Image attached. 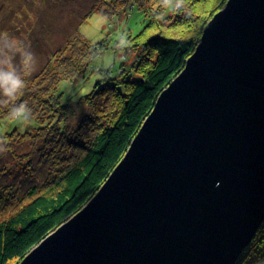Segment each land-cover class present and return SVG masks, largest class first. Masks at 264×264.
I'll list each match as a JSON object with an SVG mask.
<instances>
[{
	"label": "water",
	"instance_id": "95a60500",
	"mask_svg": "<svg viewBox=\"0 0 264 264\" xmlns=\"http://www.w3.org/2000/svg\"><path fill=\"white\" fill-rule=\"evenodd\" d=\"M264 221V0H228L93 198L19 264H236Z\"/></svg>",
	"mask_w": 264,
	"mask_h": 264
},
{
	"label": "trees",
	"instance_id": "16d2710c",
	"mask_svg": "<svg viewBox=\"0 0 264 264\" xmlns=\"http://www.w3.org/2000/svg\"><path fill=\"white\" fill-rule=\"evenodd\" d=\"M100 1H95L77 27L61 35L64 41L59 45L51 42L50 33L48 38L33 40L31 47L29 42L23 44L21 39L27 41L29 37L25 27L20 41L14 44L12 25L0 38L6 47L0 57L4 58L0 71L14 72L23 84L11 95L0 87V124L12 121L10 134L4 131L8 134L2 135L0 130L5 152L13 154L15 138L37 144L35 154L55 157L52 173L25 189L21 197V191L9 193L14 189L7 182L0 186V264H19L93 198L125 156L161 92L183 70L206 24L228 0H181L175 3L178 8L172 11V23L161 17L165 4V11L173 6L167 5L172 0ZM158 6L160 10H156ZM130 8L144 14L147 26L134 36L126 29L120 33L113 45L121 60L117 71L94 67L93 61L103 55L106 43L86 40L79 33L80 25L97 10L113 27L114 20L127 16ZM50 22L45 31L55 29ZM42 47L47 49H43L46 60L35 69L32 58ZM133 53L132 65L126 64L123 59L130 62ZM81 104L89 111L74 123L75 106ZM21 106L23 111L13 118ZM29 154L11 158L18 164L29 160ZM1 175L7 181L11 177L6 166ZM263 259L264 221L236 264H261Z\"/></svg>",
	"mask_w": 264,
	"mask_h": 264
},
{
	"label": "rangeland",
	"instance_id": "374dc122",
	"mask_svg": "<svg viewBox=\"0 0 264 264\" xmlns=\"http://www.w3.org/2000/svg\"><path fill=\"white\" fill-rule=\"evenodd\" d=\"M95 1L98 0H0V38L4 35L3 33L5 30L12 25V29H9L12 30L10 31L12 35L11 40L14 44H18L20 41L21 32H23V28L25 27L29 30L26 37H29L27 41L21 39L20 42H23V44L24 42L27 44L29 42V47H31L33 40L43 36L47 37L46 34L50 33L52 35L50 36V39H53L51 42L55 45H59L64 41L62 38L63 36L61 35H66L67 32H70V30L77 27L80 20L87 15L86 13L89 12L90 9H93L92 5ZM102 1L104 0H101L100 2ZM164 1L166 3L168 2V0ZM179 1L181 2V0L169 1V4L167 5H169V7L173 6L167 11H165L166 4L164 5V12L162 11L163 15L161 17L170 19V21H168L169 23H172L173 20L174 12L172 11L175 10V8H178V5H175V3L179 4ZM135 2H137V0H135ZM182 4L186 7V4ZM224 6L221 9H223ZM159 8L161 7L158 6L156 10H160ZM93 12L94 13H92V15L80 25L79 33L92 43H106L103 55L94 60L92 65L101 70H106L109 69V67H112L110 68V71L115 72L118 70L121 61L119 53L113 51V45L118 40V36L123 30L125 31V29L133 36L139 34L147 26L148 19L137 9H132L130 13L126 14L127 16H123L122 19L118 21L115 19L114 23H112V27L110 26V19L99 15L97 10H93ZM10 20H13V24H9ZM49 21H51L50 27H52V24L54 25L55 29H53V31H45ZM5 48L6 47L0 43V57L3 56V53H6ZM43 49L45 51L47 50L42 47L40 51L34 54V58H32V66L35 69H38L46 60ZM132 56L134 57V53L131 54L130 62H128L126 58L123 59L126 61V64L129 65V63H131L132 65V59L134 60ZM3 62L4 58H0V63ZM135 62L137 61L135 60ZM98 76V74L93 75L91 78L92 80H96V77ZM75 108L72 120L74 123H77L79 120L78 118L82 115L85 116L89 110L85 104H81L79 107L76 105ZM6 121L7 122L3 120L0 124V130L3 131L2 135L10 134L9 127H12V121ZM4 131H8V133H5ZM13 142L14 144L11 145L13 154L9 155L5 152L7 146L4 143H1L0 139V186L4 181L5 183L7 182V186L14 189L13 191H9V193H17V191H21L19 194L21 197L24 194L25 189L38 184L43 181L49 173H52L54 169V163L52 162H55V157H47L45 154H43L44 156L35 154L33 151L36 149L37 144H34L33 141L24 140L23 142H19L14 138ZM43 150L44 149H42V151ZM23 152L30 153V159L21 160L17 162L18 164H14L15 160L13 159L12 161V158L16 157L15 154L19 155ZM49 153L50 152H48V154ZM3 166H6L8 172H10L11 177L8 181L6 176L1 175ZM19 184L20 187H18ZM261 264H264V259Z\"/></svg>",
	"mask_w": 264,
	"mask_h": 264
},
{
	"label": "clouds",
	"instance_id": "9594fccd",
	"mask_svg": "<svg viewBox=\"0 0 264 264\" xmlns=\"http://www.w3.org/2000/svg\"><path fill=\"white\" fill-rule=\"evenodd\" d=\"M0 87H4V91L6 94L11 95L12 92L16 91L18 88L23 87V84L19 77L15 75L14 72H7L0 71ZM23 111V106L13 115H19Z\"/></svg>",
	"mask_w": 264,
	"mask_h": 264
}]
</instances>
